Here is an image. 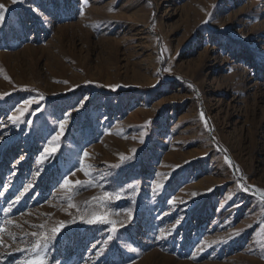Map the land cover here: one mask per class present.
Returning <instances> with one entry per match:
<instances>
[{
    "label": "rangeland",
    "instance_id": "374dc122",
    "mask_svg": "<svg viewBox=\"0 0 264 264\" xmlns=\"http://www.w3.org/2000/svg\"><path fill=\"white\" fill-rule=\"evenodd\" d=\"M0 3V264H264V0Z\"/></svg>",
    "mask_w": 264,
    "mask_h": 264
},
{
    "label": "snow or ice",
    "instance_id": "6c2138e0",
    "mask_svg": "<svg viewBox=\"0 0 264 264\" xmlns=\"http://www.w3.org/2000/svg\"><path fill=\"white\" fill-rule=\"evenodd\" d=\"M13 4L17 3V0H12ZM19 2L23 3L24 0H19ZM85 3H87V0H84ZM34 11H37V13H39V9H34ZM9 10L5 7L4 4L0 3V25H3L6 22V17L5 14L8 13ZM3 97L0 96V99H2ZM41 99H44L43 95L41 94ZM84 102L85 100L82 99L81 101L78 102V104L73 107V111H78L79 109L84 107ZM29 103H39V101H37L35 98L32 100H28L25 101V104H29ZM17 111H20V109H17ZM71 115V112L65 111L63 118H61L58 123L55 125V130L50 134V138L47 140V144L43 149V154L41 156V159L43 160L45 156L51 157L53 156L58 148L60 147V141L62 136L65 133V128L66 125L68 124V120L69 117ZM9 119L11 120V122L16 125L20 123V118L17 117L16 115H12L9 117ZM141 143H143V141H141ZM135 151V150H133ZM89 153L87 151L83 152V156L81 157L78 154V164L75 165V167H78L80 170H84L86 167H91V166H86L83 163V159L88 157ZM122 160L126 159L125 157H121ZM130 159V158H127ZM111 167L113 168H121V165L117 164V165H112ZM71 172V170L69 171ZM86 175L89 173H85ZM71 181L69 179L64 178L63 179V186L64 187H70L71 186ZM76 185L80 186V187H91L92 185H83L80 181H76L75 182ZM28 187H31V185H29ZM157 187H162V185H157ZM28 189L26 188L25 191H27ZM120 191H123V188L120 189ZM21 195H23V193H21ZM111 194L108 192L104 193V196L101 198L103 200H107L108 197ZM193 195H196L195 193H193ZM119 198V196H118ZM17 200H19V197H17ZM133 205L135 204V201L133 200L131 202ZM9 211L11 210V205H9ZM129 213H131V208H129ZM83 218V217H82ZM179 222V221H178ZM84 223L88 224V225H104V226H109L110 227V234L107 236V240L111 241L113 240V238L116 236L117 232H118V228H117V221L109 219L108 215L106 214H96L93 215L92 218L90 219H84ZM65 227V225L63 223L60 224L59 227H55L51 229V234L49 235H45L43 238H41L40 234L37 232H33L31 233V236L34 238V243L32 244L31 247V251L33 253L34 257H38V258H31L29 259L26 264H47V251L50 250L51 247L55 246V243L57 241V236L58 234L61 232V230ZM93 248L96 247L95 244L92 245ZM43 254V255H41ZM100 255H103V252L100 253Z\"/></svg>",
    "mask_w": 264,
    "mask_h": 264
}]
</instances>
